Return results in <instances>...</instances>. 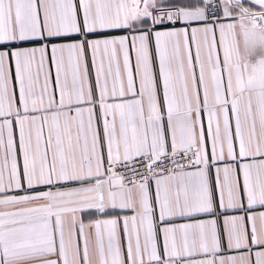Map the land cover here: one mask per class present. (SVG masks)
I'll return each instance as SVG.
<instances>
[{
	"label": "snow or ice",
	"instance_id": "1",
	"mask_svg": "<svg viewBox=\"0 0 264 264\" xmlns=\"http://www.w3.org/2000/svg\"><path fill=\"white\" fill-rule=\"evenodd\" d=\"M0 264H264V0H0Z\"/></svg>",
	"mask_w": 264,
	"mask_h": 264
}]
</instances>
